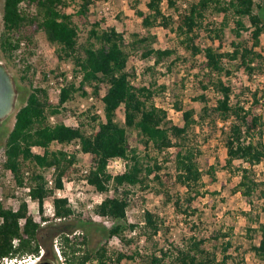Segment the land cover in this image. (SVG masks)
I'll list each match as a JSON object with an SVG mask.
<instances>
[{"label": "trees", "instance_id": "trees-1", "mask_svg": "<svg viewBox=\"0 0 264 264\" xmlns=\"http://www.w3.org/2000/svg\"><path fill=\"white\" fill-rule=\"evenodd\" d=\"M1 1V58L6 64L16 66L20 82L29 90L23 105L15 113L14 126L4 145V168L14 175L18 185L27 182L31 186V196L42 208L44 200L52 194L46 188L43 170L55 168V188L63 189L64 181L71 177L77 161V156L68 159L63 150H51L52 145L79 143L82 153L90 157V170L85 176L88 184L100 193L114 192L96 208L99 216L112 221V226L105 228L106 237L117 236L130 245L134 239H128L127 234L138 228L139 241L152 243V248L144 246L131 254L119 253L113 261L106 248H90L85 233L81 240L70 236L74 230L69 233L58 231L55 234L64 232L61 241L67 264H107V260L121 264L125 259L135 260L136 264H247L242 245L235 246L228 240V233L215 232L206 239L196 232L198 226L190 223L186 228L190 236L179 243L167 238L170 228L155 213L145 211L143 225L129 224L127 218L128 188L139 186L145 190L151 183L158 186L156 192L164 196L166 205L173 203L177 215H194L192 204L202 195L203 178L207 175L210 182L215 183L217 169L211 166L206 173L201 170L198 162L201 150L193 142L192 132L197 126L216 129L218 121L230 122L227 129H221L227 151L225 167L240 176L232 193L241 194L251 206L249 211L242 212L251 239L249 251L264 264V221L261 219L264 206L257 211L253 203L257 194L264 199V180L257 178L255 170L264 162V111L260 112L264 107V90L255 84L258 77L264 75V55L260 50L264 35V0H193L187 2L185 8L179 6V0H148L147 12L139 9L141 0H135L133 7L142 20L145 33H133L128 40L116 27H103L95 22L84 42H80L76 17L88 16L97 0ZM165 3L174 14L165 13ZM74 6L77 8L75 13L71 10ZM209 14L224 16L220 27L209 20ZM231 21L234 28L230 32L236 40L232 41L231 50L225 52L215 46V41H223L225 27ZM158 27L171 30L178 38L179 46L191 58L202 57L196 76L199 95L194 101L203 103V107L197 115L195 109H184L177 98L175 107L182 112L183 126L173 125L168 120V113L154 104L156 94L166 87L156 79L148 85L135 84L136 74L129 70L132 52L141 51L143 59L152 61L153 65L146 68L152 74L167 61H171L168 71L184 61L178 55V49L155 47L158 38L152 30ZM204 32L210 44L202 47L198 41ZM243 32H249L247 39ZM40 33L55 49L58 64L72 66L71 77L68 73L56 76L63 78L58 82L61 92L56 105L51 103L49 96L53 87L36 86L32 65L19 58L21 51L37 44L36 35ZM19 62H24L25 67H19ZM240 72L246 80L235 84L233 75ZM45 76L49 78L48 74ZM211 88L218 94L214 106L209 105L206 94ZM76 94L99 100L105 119L90 107L77 116L78 127H69L63 121L52 124L50 118L59 117L61 107ZM120 109H123V122L118 119ZM133 132L137 133L146 150H154L159 155L174 150L171 154L174 175L163 173L164 166L148 152L143 157L136 148H131L129 137ZM33 147L43 148L44 153L34 154ZM116 158L128 161L127 170L112 176L108 164ZM170 184L185 188L184 196L174 198ZM54 206L57 219L64 220L73 215L66 198L56 199ZM0 218L3 219L0 261L11 254L37 253L41 243L49 250L42 237L46 229L28 215L26 203H22L17 212L5 209L0 203ZM21 220H24L22 225ZM256 238L258 242H255ZM16 239L19 243L14 247ZM211 239L217 243L214 249L206 247Z\"/></svg>", "mask_w": 264, "mask_h": 264}, {"label": "rangeland", "instance_id": "rangeland-1", "mask_svg": "<svg viewBox=\"0 0 264 264\" xmlns=\"http://www.w3.org/2000/svg\"><path fill=\"white\" fill-rule=\"evenodd\" d=\"M110 9L112 12L118 11L119 14L116 18V21L110 19L106 20L104 17V10L107 12L106 7L102 3V0H97L95 4L90 8V12L86 17H76V22L80 27V36L81 41L84 42L92 24L99 22L103 27H116L120 32L126 34V38L129 40L133 33H145V29L142 26V20L139 18L133 7L135 0H112ZM193 0H179V6L185 8L187 2ZM148 0H141L139 4V9L147 12L146 3ZM163 9L166 14H174L173 10H169L166 6V3L163 5ZM73 12L75 13L77 8L73 7ZM2 18V1L0 0V21ZM208 18L211 22H214L217 27H220L223 23L224 16L217 14H209ZM208 20V21H209ZM226 28V35L223 37V41L216 40L215 46H220L222 51H230L232 41L236 40L235 35H233L230 30L234 28V24L231 21ZM152 33L157 36L158 42L155 47L160 49H169L175 48L178 49L179 56L184 58V61L177 63L174 66L172 71H168L167 66L171 61H167L155 70V74L149 73L146 71L148 66L153 65L152 61L143 59L140 52H132L129 59V70H134L136 74V68L141 69V76L133 81L135 84L142 83V85H148L153 80H158L160 85L166 87V90L160 91L156 94L154 98V104L158 106H163L168 113V120L176 126H183L182 112L177 111L175 107V102L177 98L182 101L184 109H195L197 115L200 113L203 103L194 101L199 95L198 92V83L197 75L199 74V63L202 61V57H197L193 59L190 55L179 45V40L175 34L169 30L164 29L163 27H158L152 30ZM244 38L247 39L249 32H243ZM207 33H202L198 44L202 47L210 44L208 40ZM37 44L32 46L30 49H25L21 51L22 55L20 59H25L26 64H31L34 71V81L36 86L41 85L43 88L52 86L49 88V96L51 103L57 104L59 100V95L56 93L58 87V82H61V78H56L60 76L61 73H68V77L71 76L72 66L69 64L59 65L55 56V49L51 47L45 36L40 33L36 35ZM24 50V49H23ZM261 52L264 55V35L262 36V47ZM24 54V55H23ZM0 60L6 64L1 58ZM19 67L24 68V62H19ZM10 73L13 75L17 88H18V101L16 111L23 105L25 99L28 96L29 90L26 85H24L19 80L18 70L13 64H6ZM24 65V66H23ZM55 72V73H52ZM32 73V74H33ZM49 75V78L45 76ZM233 81L235 84L245 82V76L240 73H235ZM63 79V78H62ZM48 80V82H47ZM256 86L259 85L264 90V75L258 77L255 82ZM59 88V87H58ZM88 92H91L88 89ZM208 95L209 105L214 106L218 95L216 92L209 90L206 91ZM85 98L79 94H76L74 99L67 102L64 106L61 107V115L59 117L55 116L56 121H65L68 119L73 120V117H76L82 112L87 111L90 107L94 108V111L97 113L103 111L102 103L93 97ZM173 109L174 111H172ZM264 111V107L260 109V112ZM16 113V112H15ZM15 113L9 116L4 122L0 123V151L4 149L6 139L9 132L12 130L15 123ZM197 118V117H196ZM118 119L120 122L124 121L123 109H120L118 112ZM78 120V118H77ZM222 121H218V126L216 129L214 127L201 128L200 126L196 127V130L192 132L193 142L197 143L201 155L199 156L198 162L200 164L201 170L207 172L211 166H215L217 169L216 182L211 183L210 177L205 175L203 178V188L201 189L202 195L199 196L192 204V211L195 210L194 215L191 217L186 216L185 214L177 215L174 209L173 203L165 204V198L162 194L156 192L158 186L154 183L150 184V188L143 190L139 186L128 188L130 199V207L128 208L127 217L129 224L143 225V214L145 211H150L157 214L160 218L165 220V225L170 228V233L167 238H172L173 240L181 243L182 238L189 237L191 233L186 231L187 226L190 223H193L198 226L196 232L200 234L203 238L210 239V236L215 232L228 233V240L232 241L235 246L242 245V252L246 258L247 264H262L254 254L249 251L250 236L247 234L246 227L247 221L242 215V212L249 211L251 206L247 203L246 199L241 194H233L232 190L240 181V176L235 175L232 170H228L225 167V162L227 158V151L224 145V137L221 134L222 128H228V124H222ZM129 143L131 148H136L140 156H145L148 152L155 159L157 158L160 163L164 166L163 173L175 174L174 163L172 153L174 150L164 152L163 154H157L154 150H146L143 143L140 142V139L137 136L136 132L130 134ZM51 150H59L58 145L51 147ZM76 164L74 165V171L69 179L66 180V184L69 182H74L73 192L78 194L79 207L73 210V215L63 221H57L52 219L50 216L43 217L44 219L50 220L47 225H45V231L42 234L43 241L49 247V250L45 246L46 250L51 259L55 260L54 253V240L57 236L61 235L65 231L69 233V230H74L71 237H80L83 239V233L87 235L89 240V247L92 249H98L101 247L106 248L107 255L110 258H113V261L116 259L117 254H131V252L141 249L144 246L152 248V243H144V241H139L137 234L139 233L138 228L135 232H128L127 238L132 240L133 243L130 245L125 242H120L117 238H107L105 228L106 225L102 221H96L92 219V212L87 209V206L90 202L93 201V198L97 197L100 199V194L95 190V188L90 185L82 182L81 171L83 168H90V157H85L82 155L77 156ZM257 178L264 180V164L259 165L255 168ZM174 182V176L172 178V183ZM2 187V193L5 198H9L13 195V190L4 185V181H0ZM171 186V184H170ZM174 186V185H173ZM171 186V193L174 195V198L177 196H184L186 191L185 188L176 186ZM114 193V192H113ZM112 193V194H113ZM107 195H104L105 198ZM253 203L256 206L257 211L264 206V199L257 194L253 198ZM186 208V207H184ZM261 219L264 221V214H261ZM82 226V227H81ZM84 231V232H83ZM49 233V235H48ZM77 233V234H76ZM195 234V232H192ZM259 239L256 238L255 242H258ZM217 243L212 239L206 243V247L214 249ZM164 246V245H161ZM107 264H113L107 260ZM121 264H136L135 260H124Z\"/></svg>", "mask_w": 264, "mask_h": 264}, {"label": "built area", "instance_id": "built-area-1", "mask_svg": "<svg viewBox=\"0 0 264 264\" xmlns=\"http://www.w3.org/2000/svg\"><path fill=\"white\" fill-rule=\"evenodd\" d=\"M102 3L107 9V12L104 10V17L106 20H109V15L111 16L110 19L116 21V18L119 14L118 11L112 12L110 9L111 4H113L112 0H102ZM142 70L136 68V75L137 79L141 76ZM71 77V76H70ZM62 80V78H61ZM134 83V82H133ZM63 85H61L62 87ZM210 91L215 92L212 88ZM61 92V88L56 89V93L59 95ZM218 95V94H217ZM93 100V97L91 98V101ZM159 108H162L165 110L166 108L163 106H158ZM174 111L173 109H171ZM166 111V110H165ZM102 117L104 120V113L103 111H99L97 113ZM50 122L52 124H55L57 121L55 119V116L50 118ZM65 125L69 127H78V120L76 117H73V120L68 119L63 121ZM227 123H222L220 125L228 124ZM227 129V128H226ZM56 145V144H55ZM54 146V145H52ZM59 146V150H63L65 154L67 155L68 159H71L73 156H85L89 157L87 155H84L81 150V145L79 143H73L69 144L67 146ZM32 152L34 154L42 155L44 153V149L41 147H33ZM6 162V152L5 148L0 151V181H4V185L10 189L13 190V195L9 198H5L4 194L2 193V187L0 185V203L4 205L5 209L12 210L14 212H17L20 208V205L22 203H26L28 206V215L31 216L34 221L38 224L41 225L42 228H45L44 226L47 225V223L50 221L48 219H44L43 217L50 216L52 219H55L57 221H63L61 219H57L55 216V206L54 202L56 199H63L66 198L69 202V206L71 207L72 210H75L79 207V202H78V194H75L73 192V183L74 182H69L66 184V180L64 181V187L63 189H56V182H55V168H50V169H44L43 170V175L46 181V188L52 191V194H50L45 200L42 205V208L40 206V202L38 200H33L31 196V186L26 182L24 183L23 186H20L16 183L14 175L10 172L7 171L4 168V163ZM127 160L121 159V158H116L113 159L109 162L108 164V172L112 176H116L119 174H123L127 170ZM261 163L260 165H263ZM90 168H83L81 171V175L83 177L82 182L88 184L87 179H85V176L89 173ZM89 185V184H88ZM100 199H98L97 196L96 198H93V201L90 202L87 206V209L92 212V219L96 221H102L107 228H110L112 226V221L110 219L101 217L96 213V208L99 206L107 196L113 195V190H111L108 193H100ZM104 195H107L105 198L103 197ZM128 212V211H127ZM128 218V217H127ZM66 220V219H64ZM3 219L0 218V224L2 223ZM24 220H21L20 224L22 225ZM77 234V233H76ZM71 236V235H70ZM111 238H117L120 242L121 239L117 236L111 237ZM19 243V240L16 239L14 241V247H17ZM54 253H55V260L51 259L49 255H47V250L43 244L39 246V250L37 253L33 254H11L8 257L3 258L0 261V264H41L43 262H49L51 264H67L66 258L63 253V247H62V241H61V234L56 237L54 240Z\"/></svg>", "mask_w": 264, "mask_h": 264}, {"label": "water", "instance_id": "water-1", "mask_svg": "<svg viewBox=\"0 0 264 264\" xmlns=\"http://www.w3.org/2000/svg\"><path fill=\"white\" fill-rule=\"evenodd\" d=\"M18 88L6 64L0 60V123L16 112ZM41 264H51L43 262Z\"/></svg>", "mask_w": 264, "mask_h": 264}]
</instances>
